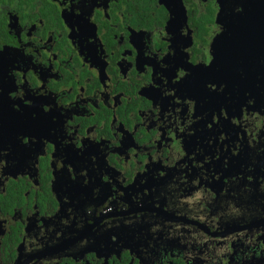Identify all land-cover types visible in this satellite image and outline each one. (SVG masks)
<instances>
[{
  "label": "flooded vegetation",
  "instance_id": "obj_1",
  "mask_svg": "<svg viewBox=\"0 0 264 264\" xmlns=\"http://www.w3.org/2000/svg\"><path fill=\"white\" fill-rule=\"evenodd\" d=\"M84 7L92 15L70 32L59 0H0L5 67L22 72L20 91L57 116L20 122L11 97L0 98L9 156L0 264H264V0H251L234 26L239 43L225 40V71L240 90L212 100L186 87L177 95L169 76L215 51L219 0ZM244 89L256 97L247 107ZM21 131L51 139L21 150ZM65 158L83 179L69 181Z\"/></svg>",
  "mask_w": 264,
  "mask_h": 264
},
{
  "label": "snow or ice",
  "instance_id": "obj_2",
  "mask_svg": "<svg viewBox=\"0 0 264 264\" xmlns=\"http://www.w3.org/2000/svg\"><path fill=\"white\" fill-rule=\"evenodd\" d=\"M87 0H59L60 4H63L64 8L68 9V14L64 16V20L67 21L66 28L70 32H74L79 26V21L83 18L87 22V18L92 15L91 8H85L84 5ZM215 2V0H214ZM220 15L223 9L225 16L224 20H221L220 26L214 31L216 32L217 47L215 51L213 48L206 58H201V61L197 62L196 66H187L183 63H177L173 68L169 80L172 82L173 88L177 90L176 94L179 95L181 88H189L191 90H198L206 95L210 100L224 95L226 91L230 89L240 90L238 83L234 82L229 75L226 74L225 64L228 58V51L225 48V40L235 41L239 43L234 26L242 21L248 12L251 5V0H219ZM19 47V45H17ZM131 47V45H129ZM7 49L0 45V98L5 95L11 97L8 102V111L13 114L14 118L20 122H26L33 125H45L48 122H54L57 119L56 112L50 110L46 103L35 104L32 97L25 96L20 91L19 86H23L27 77L23 76L22 72H14L12 66L9 64L5 67L4 57ZM233 64L239 79L243 81L246 78V73L243 69L242 61L237 54L232 56ZM176 69H180L177 72ZM26 72V69H24ZM153 74L149 72L148 83H152L151 76ZM158 75V73L156 74ZM15 77H22L20 79H14ZM174 78V79H173ZM5 81L8 86L5 87ZM189 98L196 100L197 97L188 93ZM244 104L247 107L249 104H253L256 101V97L247 89L243 90ZM20 99H16L17 97ZM184 97H181L183 99ZM223 108V105H218V110ZM45 139H51V137H44L42 134L35 131H21L15 135V141L17 147L21 150L32 149L38 141L43 142ZM55 141L53 140V144ZM49 150L56 151L52 147V144L48 145ZM84 146L75 144L72 148L74 153H80L83 151ZM9 160L7 149L4 144V139L0 137V168L6 167V161ZM75 168L76 173L73 174L69 168ZM60 167L65 169L66 175L69 181L74 182L77 175L83 179V174L76 168L75 163L69 159H64V163ZM261 175H264L262 173ZM248 179H253L251 173H249ZM195 198H199L197 193ZM233 212H237V209H232ZM113 240L117 239L115 235L111 237Z\"/></svg>",
  "mask_w": 264,
  "mask_h": 264
}]
</instances>
